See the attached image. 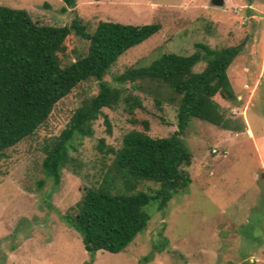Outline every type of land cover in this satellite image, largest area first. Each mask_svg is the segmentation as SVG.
<instances>
[{
    "label": "rangeland",
    "instance_id": "obj_1",
    "mask_svg": "<svg viewBox=\"0 0 264 264\" xmlns=\"http://www.w3.org/2000/svg\"><path fill=\"white\" fill-rule=\"evenodd\" d=\"M0 6L24 9L41 24L65 25L76 17L89 32L100 21L158 23L157 33L110 67L103 79L112 86H117L115 75L147 65L162 53L189 55L195 43L215 49L243 43L226 70L235 99L215 100L225 117L244 124L243 131L231 132L191 118L181 135L191 155L190 164L181 166L190 184L174 193L163 211L147 207L145 228L122 251H97L91 260L63 216L75 215L82 189L97 186L110 164L112 155L97 150L98 140L117 149L122 136L141 125L130 122L122 102L101 109L93 134L75 135L68 142L70 164L55 184L41 168L43 146L96 91L92 80L78 84L33 134L0 159V264H264V0H223L220 7L210 0H75L64 11L61 0H0ZM65 45L71 58L86 43L70 34ZM204 65L196 63L193 72ZM132 93L143 106L133 117L148 122L150 137L177 130L174 105L162 103L157 109L150 97ZM155 188L157 184L143 181L134 191ZM162 242L161 250L154 248Z\"/></svg>",
    "mask_w": 264,
    "mask_h": 264
},
{
    "label": "trees",
    "instance_id": "obj_2",
    "mask_svg": "<svg viewBox=\"0 0 264 264\" xmlns=\"http://www.w3.org/2000/svg\"><path fill=\"white\" fill-rule=\"evenodd\" d=\"M61 1L62 11L75 5V0ZM159 29L158 23L100 21L89 32L76 17L65 25L41 24L24 9L0 6V159L8 148L35 132L58 101L90 80L96 83L95 93L74 108L58 136L43 146L41 168L55 184L60 170L70 164L68 142L75 135L90 137L101 109L122 102L130 122L141 125L127 131L117 149L98 140L97 150L112 155L110 164L97 186L82 189L74 204L75 215L63 216L91 260L97 251H122L145 228L147 207L163 211L173 194L190 184L181 166L190 164L191 155L181 135L191 118L222 130H244L242 120L225 117L215 100L235 99L226 70L243 43L217 49L195 43L189 55L162 53L147 65L126 68L113 77L117 86L103 79L120 55ZM70 34L86 43L83 51L73 50L71 58L65 45ZM200 61L205 63L203 69L193 72ZM134 90L150 97L157 109L162 103L174 105L177 130L167 137H150L148 122L133 117L134 110L143 108ZM104 124L109 133L106 118ZM143 181L157 188L134 191ZM163 242L154 248L161 250Z\"/></svg>",
    "mask_w": 264,
    "mask_h": 264
},
{
    "label": "water",
    "instance_id": "obj_3",
    "mask_svg": "<svg viewBox=\"0 0 264 264\" xmlns=\"http://www.w3.org/2000/svg\"><path fill=\"white\" fill-rule=\"evenodd\" d=\"M211 4L214 6H222L223 0H210Z\"/></svg>",
    "mask_w": 264,
    "mask_h": 264
}]
</instances>
